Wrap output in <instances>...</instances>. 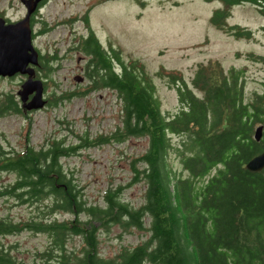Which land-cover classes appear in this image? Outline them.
Returning a JSON list of instances; mask_svg holds the SVG:
<instances>
[{"label": "trees", "instance_id": "trees-1", "mask_svg": "<svg viewBox=\"0 0 264 264\" xmlns=\"http://www.w3.org/2000/svg\"><path fill=\"white\" fill-rule=\"evenodd\" d=\"M219 1L210 21L236 37L252 36L251 28L226 23V18L230 6L242 2L254 4L264 16V0ZM33 21L31 15V25ZM78 43L74 47L87 57V89L111 88L120 100L121 122L113 137L118 141L129 136L147 138L138 157L142 167L135 169L136 178L144 180L143 202L130 205L119 189H109L103 206L87 205L62 165L61 158L77 148L64 138L37 148L29 144L20 150L0 147V171L16 174L0 193L31 203L49 198L48 214L62 210L75 215L69 222L48 216L18 221L0 217V234L23 228L48 232L53 246L41 252V262L31 264H264V167L251 170L245 165L264 147V128L260 139L253 137L256 125L264 127V79L247 96L243 69H224L216 60L198 66L192 85L178 73L165 72L176 84L180 101L174 113L165 115L143 64L123 61L118 49L103 46L92 30ZM247 55L264 62V55ZM54 59V55L48 58L39 52L36 68L48 75ZM42 80L45 88L46 80ZM46 103L57 104V100ZM21 107L11 95L0 99V113L21 111ZM86 139L87 145L97 141ZM103 139L98 142L108 137ZM174 156L183 170L172 165ZM81 212L88 218L79 219ZM111 223L123 230L145 229L149 235L104 256L97 248V225ZM73 233L85 237L80 253L66 249L67 237ZM0 264L27 263L0 247Z\"/></svg>", "mask_w": 264, "mask_h": 264}, {"label": "rangeland", "instance_id": "rangeland-1", "mask_svg": "<svg viewBox=\"0 0 264 264\" xmlns=\"http://www.w3.org/2000/svg\"><path fill=\"white\" fill-rule=\"evenodd\" d=\"M219 5V0H44L32 14V42L45 57L55 56L54 69L45 75L43 69L36 68V75L46 80L44 97L57 100V104L45 103L40 108L23 111L17 89L26 74L0 76V99L11 95L21 107V111L9 109L0 113L1 149L20 150L27 144L37 148L52 139L64 138L77 148L61 158L62 165L81 189L87 205L103 206L107 190L119 189L124 201L138 206L143 202L145 185L143 179L136 178L135 169L142 167L138 157L147 146V138L129 136L118 141L113 137L121 122L118 95L111 88L87 89L84 72L87 57L74 46L92 30L103 46L118 49L123 61L143 64L165 115H171L180 105L176 84L169 81L165 72L178 73L192 85L198 66L215 60L224 69L232 66L243 69L248 96L260 88L264 79V62L247 55L249 52L264 55V16L250 2L231 5L226 23H238L253 32L249 37H236L210 21L211 12ZM25 12L21 0H0V15L8 20H17ZM85 137L97 143L87 145ZM106 137L107 141L98 142ZM173 139L177 141L178 136ZM171 163L177 170H183L175 156L171 157ZM15 177L14 172L0 171V190ZM49 202V198L22 202L0 193V217L14 221L39 216L73 220L75 215L68 211L48 214ZM78 218L87 219L88 214L81 212ZM97 227V248L104 256L113 255L123 246H133L149 235L145 229L123 230L116 223ZM85 244V237L79 233L69 235L65 242L66 249L76 253ZM50 245L53 246L52 237L45 231L23 228L0 234V247L8 248L27 264L41 262V252Z\"/></svg>", "mask_w": 264, "mask_h": 264}, {"label": "water", "instance_id": "water-1", "mask_svg": "<svg viewBox=\"0 0 264 264\" xmlns=\"http://www.w3.org/2000/svg\"><path fill=\"white\" fill-rule=\"evenodd\" d=\"M42 0H21L26 12L23 17L7 21L0 15V76H11L16 73L26 74V78L17 89L23 110L44 106V84L36 77V66L39 64V52L32 42L31 15ZM82 76H79L81 79ZM31 95V96H30ZM30 96V97H29ZM263 124L254 128L253 137L258 140L263 133ZM251 170L264 167V147L245 163Z\"/></svg>", "mask_w": 264, "mask_h": 264}, {"label": "flooded vegetation", "instance_id": "flooded-vegetation-1", "mask_svg": "<svg viewBox=\"0 0 264 264\" xmlns=\"http://www.w3.org/2000/svg\"><path fill=\"white\" fill-rule=\"evenodd\" d=\"M6 20H7V21H10V20H8V19H6ZM30 96H31V95H30ZM30 96H29V97H30ZM45 98H46V97H45ZM46 100H47V99H46ZM23 111H24V110H23Z\"/></svg>", "mask_w": 264, "mask_h": 264}, {"label": "bare ground", "instance_id": "bare-ground-1", "mask_svg": "<svg viewBox=\"0 0 264 264\" xmlns=\"http://www.w3.org/2000/svg\"><path fill=\"white\" fill-rule=\"evenodd\" d=\"M23 108V107H22ZM27 110H29V109H27Z\"/></svg>", "mask_w": 264, "mask_h": 264}]
</instances>
